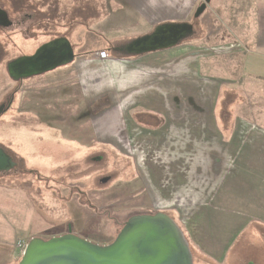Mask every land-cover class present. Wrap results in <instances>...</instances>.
Instances as JSON below:
<instances>
[{
    "label": "crops",
    "instance_id": "crops-1",
    "mask_svg": "<svg viewBox=\"0 0 264 264\" xmlns=\"http://www.w3.org/2000/svg\"><path fill=\"white\" fill-rule=\"evenodd\" d=\"M201 1L39 0L33 30L48 22L51 35H43L49 40L40 46L61 37L70 41L75 59L61 70L75 78L88 107L110 112L94 128L119 132L144 187L160 193L168 208L163 212L183 219L177 202L187 194L191 210L183 220L191 243L203 257L225 264L243 238L247 251L262 248L264 257V125L217 117L231 79L215 65L205 77L209 55L195 28L193 40L170 49L139 56L124 50L159 25L191 24ZM251 1L244 7V41L223 47L242 55L244 78L264 83V0ZM101 51L109 58H99ZM237 255L245 264L247 254Z\"/></svg>",
    "mask_w": 264,
    "mask_h": 264
},
{
    "label": "rangeland",
    "instance_id": "rangeland-1",
    "mask_svg": "<svg viewBox=\"0 0 264 264\" xmlns=\"http://www.w3.org/2000/svg\"><path fill=\"white\" fill-rule=\"evenodd\" d=\"M24 2L27 9L19 13ZM34 3L39 0H0L14 23L13 28L0 30V105L14 95L11 108L0 114V147L17 163L15 170L0 174V264L20 263V243L27 246L33 238L47 240L68 234L69 229L80 238L108 245L131 217L168 209L160 193L144 187L141 171L129 158L128 144L118 142L119 132L115 136L110 127L94 128L110 112H102V106L88 107L75 78L63 68L19 82L9 77L7 63L32 55L51 35L48 22L41 31L33 30L34 23L39 26L37 17H32ZM251 4V0H212L190 23L209 55L203 61L205 77L215 65L216 73L231 79L223 87L217 117L264 125V83L244 78L242 55L228 54L224 48L237 39L244 41V7ZM186 196L177 202L183 219L191 210ZM170 211L164 213L189 237L185 220ZM247 240H239L225 264H244L238 251L247 254L245 264H264L262 248L247 251ZM191 248L194 264H216L193 244Z\"/></svg>",
    "mask_w": 264,
    "mask_h": 264
},
{
    "label": "water",
    "instance_id": "water-1",
    "mask_svg": "<svg viewBox=\"0 0 264 264\" xmlns=\"http://www.w3.org/2000/svg\"><path fill=\"white\" fill-rule=\"evenodd\" d=\"M211 1L204 0L194 16L203 15ZM12 23L0 7V27L7 28ZM193 34V27L188 23L163 24L124 50L130 56L166 50ZM74 59L72 44L61 37L40 46L32 55L9 62L8 75L15 82L24 81L69 66ZM3 110L4 107L0 113ZM16 166L13 158L0 147V174L10 172ZM19 264H194V255L180 225L168 214L158 212L131 217L108 245L80 238L71 229L68 234L48 240L33 238L24 249Z\"/></svg>",
    "mask_w": 264,
    "mask_h": 264
},
{
    "label": "flooded vegetation",
    "instance_id": "flooded-vegetation-1",
    "mask_svg": "<svg viewBox=\"0 0 264 264\" xmlns=\"http://www.w3.org/2000/svg\"><path fill=\"white\" fill-rule=\"evenodd\" d=\"M192 27H193V30H194V26L192 25V24H190ZM14 27V23H12V25L10 26V27H7V28H5V27H0V30H4V31H6V30H9L10 28H13ZM2 51V50H1ZM2 54H3V51H2ZM34 54V53H33ZM8 64L9 63H7V68H8ZM7 72H8V69H7ZM13 102H14V95H12L11 96V98H10V100L7 102V104H1L0 105V110H1V108L2 107H4V110H3V112H1L0 114H4V113H6L10 108H11V106L13 105ZM13 158V157H12ZM13 160H14V158H13ZM15 161V160H14ZM16 169V167L13 169V170H15ZM12 171V170H11ZM10 171V172H11ZM7 173H9V172H5V173H3V174H7ZM113 242V241H112ZM111 244V243H110Z\"/></svg>",
    "mask_w": 264,
    "mask_h": 264
},
{
    "label": "built area",
    "instance_id": "built-area-1",
    "mask_svg": "<svg viewBox=\"0 0 264 264\" xmlns=\"http://www.w3.org/2000/svg\"><path fill=\"white\" fill-rule=\"evenodd\" d=\"M97 56L101 59H108L109 58V54L107 51H101L97 54ZM19 247L21 248V251H24V249L26 248V244L20 243Z\"/></svg>",
    "mask_w": 264,
    "mask_h": 264
},
{
    "label": "trees",
    "instance_id": "trees-1",
    "mask_svg": "<svg viewBox=\"0 0 264 264\" xmlns=\"http://www.w3.org/2000/svg\"><path fill=\"white\" fill-rule=\"evenodd\" d=\"M186 236H187V235H186ZM51 238H52V237H51ZM51 238H48V239H51ZM187 238H188V240H189L190 244L192 245V243H191V241H190V239H189V237H188V236H187ZM48 239H47V240H48Z\"/></svg>",
    "mask_w": 264,
    "mask_h": 264
}]
</instances>
